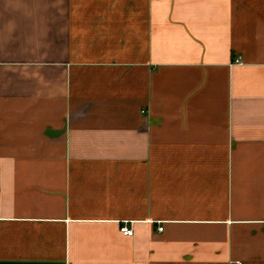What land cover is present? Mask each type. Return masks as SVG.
I'll return each mask as SVG.
<instances>
[{
    "label": "crops",
    "instance_id": "obj_1",
    "mask_svg": "<svg viewBox=\"0 0 264 264\" xmlns=\"http://www.w3.org/2000/svg\"><path fill=\"white\" fill-rule=\"evenodd\" d=\"M0 264H264V0H0Z\"/></svg>",
    "mask_w": 264,
    "mask_h": 264
},
{
    "label": "built area",
    "instance_id": "obj_2",
    "mask_svg": "<svg viewBox=\"0 0 264 264\" xmlns=\"http://www.w3.org/2000/svg\"><path fill=\"white\" fill-rule=\"evenodd\" d=\"M233 63L239 65V64H242V60H241V58L237 57V58L234 59ZM161 229L162 228L159 227V230H161ZM119 230L124 235H129L130 236L133 233L132 229L127 225L126 222L119 226Z\"/></svg>",
    "mask_w": 264,
    "mask_h": 264
}]
</instances>
